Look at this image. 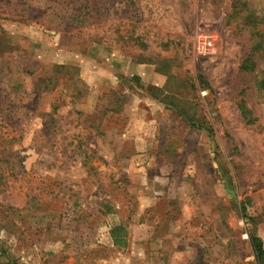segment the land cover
<instances>
[{
    "label": "rangeland",
    "instance_id": "obj_1",
    "mask_svg": "<svg viewBox=\"0 0 264 264\" xmlns=\"http://www.w3.org/2000/svg\"><path fill=\"white\" fill-rule=\"evenodd\" d=\"M255 235L264 0H0V264H258Z\"/></svg>",
    "mask_w": 264,
    "mask_h": 264
},
{
    "label": "built area",
    "instance_id": "obj_2",
    "mask_svg": "<svg viewBox=\"0 0 264 264\" xmlns=\"http://www.w3.org/2000/svg\"><path fill=\"white\" fill-rule=\"evenodd\" d=\"M220 40V35L215 29L205 26L201 28L195 37L196 51L201 56L214 53Z\"/></svg>",
    "mask_w": 264,
    "mask_h": 264
},
{
    "label": "trees",
    "instance_id": "obj_3",
    "mask_svg": "<svg viewBox=\"0 0 264 264\" xmlns=\"http://www.w3.org/2000/svg\"><path fill=\"white\" fill-rule=\"evenodd\" d=\"M247 67H249V65H247ZM251 242L258 264H264V241L261 237L255 235L251 237Z\"/></svg>",
    "mask_w": 264,
    "mask_h": 264
},
{
    "label": "crops",
    "instance_id": "obj_4",
    "mask_svg": "<svg viewBox=\"0 0 264 264\" xmlns=\"http://www.w3.org/2000/svg\"><path fill=\"white\" fill-rule=\"evenodd\" d=\"M147 70L148 69L145 66H138L137 69H136V72H145ZM137 74H139V73H137Z\"/></svg>",
    "mask_w": 264,
    "mask_h": 264
}]
</instances>
